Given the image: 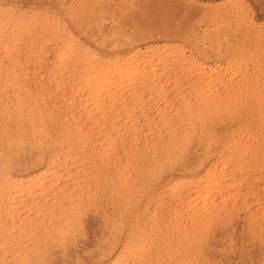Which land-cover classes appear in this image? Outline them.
Here are the masks:
<instances>
[{"label":"rangeland","instance_id":"374dc122","mask_svg":"<svg viewBox=\"0 0 264 264\" xmlns=\"http://www.w3.org/2000/svg\"><path fill=\"white\" fill-rule=\"evenodd\" d=\"M0 9L2 14H5L6 17L8 15L16 25L27 23L30 27V30L24 31L25 33L18 32L19 36L18 33L16 34L17 38L20 37L21 39L20 42L18 41L20 49L17 48V51L20 50L18 53H21L19 55L20 59L23 58L21 62L30 60V57L26 56L30 46L25 45V40L22 39L28 37L32 32L39 37L42 36L40 33L43 28L42 20L46 17H53L57 18L59 23L58 26L54 27V29L57 28V31H55L58 40H73V43L80 49L92 50L95 56L96 53L98 57H106L113 53L143 52L147 47H152L151 51L155 55L159 53V55L162 54L161 56L182 57V59L201 63L202 68L204 67L201 69V74L204 77L206 76L205 79H207V82L197 80L198 84L195 81L196 85L192 83L195 86L186 87L187 83L192 81L185 79V77H170L168 72H163L157 77L148 74L151 78L146 76L141 81L143 86V91L140 90L141 94H139L140 91L131 93L133 98L136 95L141 96L143 94L142 100L144 99V103L142 102L140 106H136L139 109L135 106L132 108L130 104L132 112L135 113H133L135 115L133 121L136 122L132 121L131 126L134 135L131 133V137L127 136L128 140L130 138L131 140L129 142H127L128 140H125V142L123 140H111L112 142L109 143L111 146L109 145V148L104 147L108 150H104L103 147L98 145L104 153L96 146L98 150L95 148L91 152L94 151V154H100L95 155V157L88 149L93 147L91 144H99L100 140L98 141V139H96L98 143L92 139L89 145L90 148H85V150L82 148L83 151L78 146L74 147L77 145L75 139L84 136H81V133L75 135L78 138L73 139L75 136L71 134L72 125L70 127L66 124L69 108L68 106L65 108L66 104L62 105L63 101L60 98L62 87L56 86L51 78L42 77L44 80H40L41 83L40 81L36 84L33 83L31 89L34 88V93L31 92V97H34L31 98L27 95L26 104L23 103L21 105L23 107H19V110L14 111L11 107L5 108L3 111L0 109V130L6 131L5 133L0 131V135L3 134V137L0 136V165L3 163L0 166L1 171L15 175L25 170H36L40 165L44 167L49 164L53 166H51V169L54 168L53 170H57L61 174L64 170L67 173L72 171L71 173L74 174L79 169L78 171L81 174H78L77 171V176L73 175L75 179L84 175L82 173L85 172L92 175L93 179L87 182V179L91 176L89 177L86 174V177L83 178L82 176L81 178H86L85 184L83 183L82 187L78 186V189L75 186L74 189L76 190L73 189L74 193L72 192L73 195L70 197L59 196L58 194L55 196L52 191L46 205L40 206L37 209L38 212L36 210V213L29 219L21 221V224L15 223L13 229H9L11 234L8 238L12 240L3 239L5 243L0 240V254L5 255L2 251L9 248L13 249V245L16 244L14 245V247H17L16 250L18 251V247L20 249L18 252L20 255L18 254V256L25 259L26 264H107L124 249L135 247L138 251L140 250L137 254L138 257L137 255L133 256L135 260L130 258L127 260L128 262L125 261V264L126 262L127 264H154L153 262L155 264H264V210H262L264 208L256 210L257 202L254 204L259 199L255 194L263 193V190L257 188L256 183L253 181L256 180L259 174H264V156L262 155L264 154V0H0ZM32 27L37 31H33ZM1 41L4 40L0 39ZM23 56H26L27 59L25 60ZM167 66L170 71H176L179 68L178 63L175 62L168 63ZM210 70L213 72L211 73ZM211 78L212 80H210ZM20 79V83H23L24 80L26 82L31 77L24 75ZM166 82H168L167 85ZM154 86L155 88H153ZM186 88L190 89L187 90ZM56 89L58 90L56 91ZM8 90H11V87ZM174 90L176 93H174ZM124 95L120 94V96L117 95L116 98H112L116 101L111 100L110 105H119L116 107L119 109L122 108L121 104L125 101L129 103L130 99H133L132 97L127 99L131 95L128 97ZM79 96L80 94L73 96L74 104H76L75 102H77ZM172 97L173 99H171ZM222 97L223 99H221ZM151 98L155 100L153 101ZM42 100L43 102H41ZM117 100L121 101L118 102ZM59 107L63 108L59 109ZM151 107L152 110L149 111ZM177 107L180 108L177 110ZM146 108L147 110H145ZM159 109L163 111L160 112ZM141 112L144 114H142L143 116L140 114ZM119 114L121 115V113ZM140 120L141 122L144 121L141 123ZM7 123L8 125H6ZM58 123H65V128H62ZM46 124L50 125L47 126ZM3 126L5 127L3 128ZM156 126L157 129L154 128ZM24 127L25 131L23 130ZM161 129H164V131ZM33 131L35 133L39 132L35 134ZM155 131L158 133H155ZM171 131L173 132L171 133ZM163 133H165L164 137ZM56 139L58 143H55ZM154 141L156 145H153ZM115 142L119 144H115ZM142 142L143 144H141ZM55 144L57 145L55 146ZM112 145L113 150H111ZM76 149L82 151V153L89 152V155L92 156L90 158L86 156L85 160L88 161H85L84 164L78 163V161L77 165L74 163L75 167H72L73 161L70 159L66 161L65 159L72 156V154L73 156L78 155ZM116 150L120 155L122 150H124L122 152H126L120 156ZM133 151H135L136 156ZM66 154L67 157L65 158ZM63 155L64 157H62ZM91 158L93 159L91 160ZM124 161L128 163H124ZM240 164L246 167L245 171L242 173H239L240 170L232 172L233 168L231 167L235 168L236 165ZM83 165L85 170L87 169L84 172L80 169L83 168ZM223 165L225 166L223 167ZM222 167L226 173L221 171L224 170ZM94 170L97 174L100 172L101 175L95 173L96 176H94ZM89 171H91L90 174ZM65 172L62 176L67 174ZM205 172L213 173L216 180L221 177L224 178L225 174L227 178L225 177L224 180L226 182L230 180L229 176H234L232 180L233 183L236 182L234 183L235 186L230 187L235 189L236 194L228 199L223 198L224 200L222 199L220 203L222 208L220 205L214 208V216L210 217L207 222L203 221L204 224H195L194 228L186 220L174 215L175 208L171 205L172 198L170 197L172 196L168 194L167 187L177 178L202 176ZM97 176H101L102 180ZM96 177L99 179V181H96L98 184L94 182L97 179ZM237 178H240V180ZM238 181H241V183ZM84 186H86V189H84ZM248 191L250 192L248 193ZM253 194L256 197H253ZM252 201L254 202L252 203ZM68 205L71 210L73 207V212L77 209L72 219L68 216L70 211ZM51 206L55 208H51ZM220 208L222 211L219 210ZM254 208L257 212H261L256 213ZM252 211L255 212L252 213ZM252 215H255V217ZM176 218L177 220H175ZM180 221L184 223L186 221L187 223L184 225ZM180 227L188 229L189 232ZM180 231H183V234H179ZM33 234L34 236H32ZM20 242L22 246L24 245V249ZM179 243L181 244L177 245ZM181 245L183 246L181 247ZM198 247H200V250ZM22 249L24 251H21ZM164 249L166 252H164ZM3 254L1 255L4 256ZM3 258L1 259L0 256V264L10 263V255L7 257L5 255ZM149 259H151V262Z\"/></svg>","mask_w":264,"mask_h":264},{"label":"bare ground","instance_id":"6f19581e","mask_svg":"<svg viewBox=\"0 0 264 264\" xmlns=\"http://www.w3.org/2000/svg\"><path fill=\"white\" fill-rule=\"evenodd\" d=\"M3 11V10H2ZM11 13V12H10ZM9 13V14H10ZM11 15V14H10ZM17 15V14H16ZM19 17V16H18ZM30 17V16H29ZM31 18V17H30ZM21 20V19H20ZM24 20V19H23ZM22 21V20H21ZM42 26L43 28L40 30L42 36H37L36 34H34L32 31V33H30V35L28 37H26L24 43L25 45L28 44L29 49L28 54L26 56L30 57V60H26L27 57H25L24 59L26 60V62H21L20 59V54L18 53L20 50L17 51V48H19V44L18 41L21 40L20 37L17 38L16 34L18 32H24L26 30H28L30 27L27 23H23L20 25H16V23L14 22V20H12L10 17L5 16V14H2L1 9H0V39H3L4 41L0 42V109L5 110V108L7 109L8 107H11L14 109V111H16L17 109L19 110V107H23L21 106L23 103L26 102V98L27 95H29L30 97L32 96L31 92L33 91L34 93V88H32V84H36L38 81L42 80V77H49L52 79V81L54 80L56 86H61L62 88V94L60 95L61 100L63 101L62 105L68 106L67 110H68V122L66 123L68 126L72 125L71 128H73L71 130V134L72 136L75 135H80L81 136H86L87 138L85 139L84 137L81 138L79 136L78 137H73L74 138H78L75 139L77 141H75V143L77 145H75L74 147L78 146L80 147L79 149H81L83 151L82 148H90V142L91 140H96L98 139L99 144H91V146H93L92 148L88 149L90 150V153H92V155H99L100 153L94 154V151L91 152L93 149L96 148V146L100 149L99 146L103 147H108L110 144V142H112L111 140H123L125 142V140H128L127 136L131 137V133L134 132L132 130V121L134 118V112H132V108L135 106V108H138L136 106H140V104H142V102L144 103V99L142 100V95L141 96H135V98H133V95H131V93L137 91L139 92L140 90H142L143 86L141 85V81L143 78H145L146 76H148V74H152L155 75L157 77V75L163 73V72H168V75L171 77H185V79L192 81L191 83H187L185 85H187L186 87H190V86H195L196 85V81L197 80H201L204 82H207V79H205V77L201 74V63H197L196 61H192V60H187V59H182L181 58H174L171 56H161L159 55V53L157 55L153 54L151 49H153L152 47H147L146 50H144L143 52H139V51H132V52H125V53H113L110 56H106V57H98L97 53L96 56L94 54V52L92 50H88L86 48V50H82L80 49L78 46H76L73 43V40H58V35H57V28L54 29L55 26H58V20L57 18H53V17H46V19L42 20ZM31 22V21H30ZM41 22V21H40ZM39 23V22H38ZM37 24V23H36ZM58 24V25H57ZM41 26V27H42ZM33 28V27H32ZM30 30V29H29ZM36 30V29H35ZM33 28V31H35ZM56 30V31H55ZM37 31V30H36ZM64 31V30H63ZM25 33V32H24ZM29 33V32H28ZM37 33V32H36ZM40 34V35H41ZM60 34V33H59ZM62 35V34H61ZM19 36V33H18ZM70 37H72L70 35ZM22 38V37H21ZM73 39V38H72ZM20 42V41H19ZM24 45V46H25ZM114 45V44H113ZM166 45V44H165ZM22 46V43H21ZM20 46V47H21ZM170 46V45H169ZM83 47V46H82ZM167 47V46H166ZM22 48V47H21ZM26 48V47H25ZM160 48V47H159ZM20 49V48H19ZM23 50V49H22ZM21 50V52H22ZM26 51V50H24ZM114 51V50H113ZM117 51V50H116ZM129 51V50H128ZM142 51V50H141ZM162 51V50H160ZM155 52V51H153ZM179 52V51H178ZM24 53V52H23ZM27 53V52H26ZM25 53V54H26ZM163 53V52H162ZM164 54V53H163ZM169 54V53H168ZM24 55V54H22ZM21 55V56H22ZM172 55V54H170ZM174 55V54H173ZM93 59V60H92ZM178 63L179 68L176 71H170V69L168 68V63ZM176 65V64H175ZM176 67V66H175ZM209 68V67H208ZM39 70V72H38ZM175 70V69H174ZM211 73L213 72L212 70H210ZM210 73V74H211ZM26 76V77H31V79L27 80L23 83H20V77L21 76ZM151 75V76H152ZM159 77V76H158ZM166 77V76H165ZM179 77V78H180ZM148 78H151L148 76ZM147 78V79H148ZM178 78V77H177ZM23 79V77H22ZM172 79V78H170ZM169 79V80H170ZM184 79V80H185ZM44 80V79H43ZM146 81V79H144ZM181 80V79H180ZM212 80V78L210 79ZM222 80V79H221ZM23 81V80H22ZM144 81V83H145ZM156 81V80H155ZM176 81V80H175ZM194 81L196 83H194ZM150 82V80H149ZM177 82V81H176ZM215 82V81H214ZM41 83V81H40ZM143 83V84H144ZM168 82H166L165 84L167 85ZM171 83V82H170ZM179 83V82H178ZM192 83H194L195 85H193ZM154 84V83H153ZM198 84V83H197ZM42 85V84H41ZM151 85V84H150ZM158 85V84H157ZM163 85V84H161ZM179 85V84H178ZM177 85V86H178ZM184 85V86H185ZM44 86V85H43ZM55 86V87H56ZM175 86V85H174ZM182 86V85H181ZM180 86V88H181ZM11 87V90H8ZM166 87V86H165ZM199 87V85H198ZM216 87V86H215ZM42 88V87H41ZM49 88V87H48ZM155 88V86L153 87ZM183 88V87H182ZM194 88V87H193ZM202 88V87H201ZM173 89V88H172ZM187 90L190 88H186ZM185 89V90H186ZM210 89V88H209ZM58 89H56L57 91ZM147 90V89H146ZM153 90V89H152ZM168 90V89H167ZM143 91V90H142ZM169 91V90H168ZM167 91V92H168ZM175 91V90H174ZM194 91H196L194 89ZM203 91V90H202ZM44 92V91H43ZM147 92V91H146ZM162 92V91H161ZM186 92V91H185ZM188 92V91H187ZM199 92V90H198ZM160 93V92H159ZM163 93V92H162ZM176 93V91L174 92ZM207 93V92H206ZM36 94V93H35ZM44 94V93H43ZM42 94V95H43ZM76 94H80V96L77 99V102H75L76 104L73 103L72 98H74L73 96ZM120 94L122 95H126L127 97L129 96L127 99H129L130 97H132L133 99H130V102L127 103L125 101V103L121 104L122 108L117 109L116 107L119 105H110V101H114L115 99L112 98H116L117 95L120 96ZM139 94H141V91L139 92ZM203 94V93H202ZM205 94V93H204ZM124 95V96H125ZM169 95V94H168ZM206 95V94H205ZM219 95V94H217ZM38 96V95H36ZM167 96V95H166ZM178 96V95H177ZM190 96V95H189ZM207 96V95H206ZM215 96V95H214ZM29 97V99H30ZM34 97V96H33ZM31 97V98H33ZM40 97V96H39ZM51 97V96H50ZM151 97V96H150ZM182 97V96H181ZM191 97V96H190ZM195 97V96H194ZM216 97V96H215ZM43 98V96H42ZM149 98V97H148ZM163 98V97H162ZM185 98V97H184ZM203 98V97H202ZM37 99V97H36ZM76 99V98H75ZM146 99V98H145ZM152 99V98H151ZM166 99V98H165ZM170 99V98H169ZM173 99V97L171 98ZM170 99V100H171ZM195 99V98H194ZM209 99V98H208ZM223 99V97L221 98ZM31 100V99H30ZM126 100V99H125ZM147 100V99H146ZM153 100V99H152ZM155 100V99H154ZM153 100V101H154ZM28 101V100H27ZM33 101V99H32ZM31 101V102H32ZM35 101V98H34ZM75 101V100H74ZM111 101V102H112ZM116 101V100H115ZM118 102H120L119 100H117ZM160 101H162L160 99ZM168 101V100H167ZM172 101V100H171ZM170 101V103H171ZM175 101V100H174ZM181 101V100H180ZM203 101V100H202ZM208 101V100H207ZM30 102V103H31ZM43 102V100L41 101ZM48 102V101H47ZM54 102V101H53ZM61 102V101H60ZM117 102V103H118ZM156 102V101H155ZM184 102V101H183ZM193 102V101H192ZM197 102V101H196ZM28 103V102H27ZM34 103V102H32ZM40 103V102H39ZM115 104V102H113ZM147 103V102H146ZM166 103V102H164ZM179 103V102H177ZM190 103V102H189ZM26 104V103H25ZM45 104V103H44ZM119 104V103H118ZM131 104V107H130ZM156 104V103H155ZM200 104V103H199ZM29 105V104H27ZM38 105V104H37ZM36 105V106H37ZM47 105V104H46ZM60 105V104H59ZM129 105V107H128ZM148 105V104H147ZM163 105V104H162ZM167 105V104H165ZM171 105V104H170ZM192 105V104H191ZM120 106V107H121ZM146 106V105H145ZM151 106V105H150ZM161 106V105H159ZM164 106V105H163ZM168 106V105H167ZM180 106V105H179ZM197 106V105H196ZM26 107V106H25ZM28 107V106H27ZM143 107V106H141ZM154 107V106H153ZM171 107V106H170ZM189 107V106H188ZM211 107V106H210ZM10 108V109H11ZM34 108V107H33ZM38 108V107H37ZM49 108V107H48ZM51 108V107H50ZM63 108V107H62ZM61 107H59V109H62ZM64 108V110H65ZM131 108V110H129ZM156 108V107H155ZM167 108V107H166ZM180 108V107H179ZM177 107V110L179 109ZM219 108V107H218ZM139 109V108H138ZM162 109V108H161ZM187 109V108H185ZM184 109V110H185ZM215 109V108H214ZM222 109V108H220ZM12 110V109H11ZM28 110V109H27ZM36 110V109H35ZM34 110V111H35ZM41 110V109H40ZM58 110V109H57ZM66 110V113H67ZM135 110V109H134ZM143 110V109H142ZM147 110V108L145 109ZM152 110V107L149 111ZM155 110V109H153ZM160 110V109H159ZM219 110V109H218ZM229 110V109H228ZM25 111V110H24ZM38 111V110H37ZM47 111V110H46ZM163 110H160V112ZM207 111V110H206ZM214 111V110H213ZM212 111V112H213ZM19 112V111H18ZM32 112V111H31ZM40 112V111H39ZM45 112V111H44ZM49 112V111H47ZM65 112V111H64ZM147 112V111H146ZM157 112V110H156ZM159 112V111H158ZM159 112V113H160ZM189 112V111H188ZM211 112V111H210ZM215 112V111H214ZM34 113V112H33ZM38 113V112H37ZM36 113V114H37ZM50 113V112H49ZM62 113V112H61ZM121 113V115L119 114ZM134 113V114H133ZM164 113V112H163ZM166 113V112H165ZM180 113V112H179ZM209 113V112H208ZM258 113V112H257ZM29 114V113H28ZM45 114V113H42ZM52 115V113H50ZM58 114V113H57ZM60 114V113H59ZM65 114V113H63ZM141 115L143 114L142 112L140 113ZM139 114V116H140ZM185 114V113H184ZM216 114V113H215ZM252 114V113H251ZM261 114V113H260ZM46 115V114H45ZM144 115V114H143ZM142 115V116H143ZM182 115V114H181ZM198 115V114H197ZM5 116V115H4ZM7 116V115H6ZM5 116V117H6ZM24 116V115H23ZM33 116V115H32ZM44 116V115H43ZM155 116V114H154ZM159 116V114H158ZM161 116V115H160ZM164 116V115H162ZM185 116V115H184ZM9 117V116H8ZM25 117V116H24ZM37 117V116H36ZM52 117V116H50ZM66 117V116H65ZM147 117V116H146ZM157 117V116H156ZM169 117V116H168ZM179 117V116H178ZM260 117V116H259ZM11 118V117H10ZM39 118V117H38ZM58 118V117H57ZM62 118V117H61ZM64 118V117H63ZM67 118V117H66ZM65 118V119H66ZM138 118V117H136ZM144 118V117H143ZM142 118V119H143ZM159 118V117H158ZM181 118V117H180ZM185 118V117H184ZM257 118V117H256ZM15 119V118H14ZM33 119V118H32ZM42 119V118H41ZM50 119V118H49ZM141 119V120H142ZM146 119V118H145ZM144 119V120H145ZM162 119V118H161ZM47 120V119H46ZM64 120V119H63ZM141 120L139 122H141ZM143 120V121H144ZM155 120V119H154ZM157 120V119H156ZM6 121V120H5ZM26 121V120H25ZM28 121V119H27ZM48 121V120H47ZM55 121V120H54ZM90 121L89 123H86ZM142 121V122H143ZM164 121V120H163ZM210 121V120H208ZM2 122V120H1ZM9 122V121H8ZM18 122V121H17ZM21 122V121H20ZM29 122H30V118H29ZM32 122V121H31ZM38 122V121H37ZM35 122V123H37ZM135 122V120L133 121ZM141 122V123H142ZM146 122V121H145ZM152 122V121H151ZM183 122V121H182ZM22 123V122H21ZM20 123V124H21ZM42 123V122H41ZM60 123V122H59ZM58 123V124H59ZM136 123V122H135ZM134 123V124H135ZM147 123V122H146ZM52 124V123H50ZM48 124V125H50ZM65 124V123H64ZM59 124L61 125L62 128H65L66 124ZM138 124V123H137ZM144 124V123H143ZM150 124V123H149ZM8 125V123L6 124ZM13 125V123H12ZM42 125V124H41ZM45 125V124H44ZM43 125V126H44ZM47 125V124H46ZM47 125V126H48ZM57 125V126H59ZM160 125V124H159ZM11 126V125H10ZM32 126V125H31ZM30 126V127H31ZM137 126V125H136ZM141 126V125H140ZM143 126V125H142ZM151 126V125H150ZM164 126V125H163ZM203 126V125H202ZM5 126H3L4 128ZM15 127V126H14ZM29 127V128H30ZM42 127V126H41ZM60 127V126H59ZM60 127V128H61ZM19 128V127H18ZM17 128V129H18ZM21 128V127H20ZM50 128V127H49ZM145 128V127H144ZM157 129V126L154 127ZM160 128H162V126H160ZM25 129V127L23 128V130ZM40 129V128H39ZM38 129V130H39ZM48 129V127H47ZM58 129V128H57ZM139 129V128H138ZM137 129V130H138ZM141 129V128H140ZM147 129V128H146ZM8 130V129H5ZM14 130V128H13ZM35 130V129H34ZM41 130V129H40ZM39 130V131H40ZM149 130V129H148ZM151 130V128H150ZM153 130V129H152ZM164 131V129H161ZM2 131V129L0 130ZM16 131V130H15ZM25 131V130H24ZM28 131V130H27ZM31 131V130H30ZM29 131V133H30ZM38 131V132H39ZM65 131V129H64ZM70 131V130H69ZM169 131V129H168ZM167 131V132H168ZM176 131V130H175ZM4 132V131H2ZM1 132V133H2ZM6 132V131H5ZM4 132V133H5ZM32 132V131H31ZM34 132V131H33ZM36 132V133H38ZM44 132V129H43ZM56 132V131H55ZM136 132V130H135ZM143 132V131H142ZM148 132V131H147ZM157 131H155L156 133ZM162 132V131H161ZM166 132V134H167ZM173 131H171L172 133ZM9 133V131H8ZM7 133V134H8ZM19 133V132H18ZM17 133V134H18ZM35 133V132H34ZM35 133V134H36ZM60 133V132H59ZM62 133V132H61ZM64 133V132H63ZM68 133V132H67ZM154 133V135H155ZM158 133V132H157ZM176 133V132H175ZM180 133V132H179ZM12 134V131H11ZM16 134V133H15ZM49 134V133H48ZM58 134V133H57ZM56 134V135H57ZM134 135V133H132ZM137 134V133H135ZM145 134V133H143ZM142 134V135H143ZM152 134V133H151ZM163 133V137H164ZM169 134V133H168ZM3 135V134H2ZM0 135V136H2ZM10 135V134H9ZM13 135V134H12ZM67 135V134H66ZM64 135V136H66ZM149 135V134H148ZM159 135V134H156ZM172 135V134H171ZM22 137L24 135H21ZM44 136V135H43ZM59 136V135H58ZM3 137V136H2ZM5 137V136H4ZM12 137V136H10ZM14 137V136H13ZM16 137V136H15ZM19 137V136H18ZM27 137V136H26ZM33 137V136H31ZM47 137V136H46ZM55 137V136H54ZM67 137V136H66ZM134 137V136H133ZM142 137V136H140ZM155 137V136H154ZM162 137V136H161ZM172 137V136H171ZM170 137V138H171ZM6 138V137H5ZM21 138V137H20ZM25 138V137H24ZM23 138V139H24ZM38 138V137H37ZM42 138V137H41ZM45 138V137H44ZM71 138V137H70ZM127 138V139H126ZM137 138V137H136ZM150 138V137H149ZM4 139V138H2ZM7 139V138H6ZM22 139V138H21ZM28 139V138H27ZM30 139V138H29ZM33 139V138H32ZM31 139V140H32ZM40 139V138H39ZM49 139H53V138H49ZM69 139V136H68ZM144 139V138H143ZM147 139V138H146ZM8 140V139H7ZM6 140V141H7ZM44 140V139H43ZM65 140V139H64ZM62 140V141H64ZM131 140V138L129 139ZM129 140L127 142H129ZM151 140V139H150ZM156 140V139H155ZM161 141V139H159ZM172 140V139H171ZM170 140V141H171ZM37 141V140H36ZM45 141V140H44ZM52 141V140H50ZM134 141V139H133ZM139 141V139H138ZM137 141V142H138ZM248 141V140H247ZM54 142V141H53ZM97 142V140H96ZM126 142V143H127ZM149 142V141H148ZM151 142V141H150ZM3 143V142H2ZM5 143V142H4ZM8 143V142H7ZM47 143V142H46ZM57 139H56V142ZM93 143V141H92ZM98 143V142H97ZM121 143V142H120ZM134 143V142H133ZM147 143V142H146ZM170 143V142H169ZM234 143V142H233ZM53 144V143H52ZM62 144V143H61ZM112 144V143H111ZM115 144H119L116 143ZM114 144V145H115ZM123 144V143H121ZM143 144V142L141 143ZM155 144V141L153 143V145ZM246 144V143H245ZM10 145V144H9ZM57 144H55L56 146ZM59 145V144H58ZM69 145V144H68ZM99 145V146H98ZM133 146V144H131ZM140 145V144H139ZM152 145V144H151ZM156 145V144H155ZM233 145V144H232ZM241 145V144H240ZM61 146V145H60ZM111 146V145H110ZM109 146V147H110ZM122 146V145H121ZM119 146V147H121ZM132 146H130V148H132ZM142 146V145H141ZM68 147V146H67ZM108 147V148H109ZM145 147V146H144ZM165 147V146H164ZM170 147V146H168ZM175 147V146H174ZM239 147V146H238ZM243 147V146H242ZM250 147V146H249ZM4 148V147H3ZM7 148V147H6ZM5 148V149H6ZM59 148V147H58ZM57 148V149H58ZM108 148H105L108 150ZM125 148V147H123ZM128 148V147H127ZM126 148V149H127ZM143 148V147H142ZM141 148V149H142ZM149 148V147H147ZM163 148V147H162ZM244 148V147H243ZM4 149V151L6 152V150ZM11 149V148H10ZM97 149V148H96ZM102 149V150H103ZM104 149V150H105ZM121 149V148H120ZM226 149V148H224ZM241 149V148H240ZM14 150V149H13ZM64 150V148H63ZM78 150V149H76ZM75 150V151H76ZM98 150V149H97ZM101 150V149H100ZM101 150V151H102ZM106 150V151H107ZM110 150V149H109ZM113 150V145H112V149ZM110 150V151H111ZM115 150V149H114ZM128 150V149H127ZM136 150V149H135ZM169 150V148H168ZM222 150V149H221ZM261 150V149H260ZM259 150V151H260ZM264 150V149H263ZM69 151V149H68ZM67 151V153H68ZM82 151L80 152L78 150V155L70 156L68 158L67 154L65 156V160H72L73 162V166L74 163L75 165H77L78 163H83L86 159V156L88 158H90L91 156L89 155L90 153H82ZM117 151V150H116ZM124 151V150H122ZM121 151V155L122 153L125 154V152ZM145 151V150H144ZM149 151V150H148ZM243 151V150H242ZM245 151V150H244ZM2 152V151H1ZM96 152H100V151H96ZM95 152V153H96ZM104 153V151H102ZM101 152V153H102ZM113 152V151H112ZM135 151H133L134 154ZM143 152V151H142ZM224 152V151H223ZM3 153V152H2ZM12 153V152H11ZM60 153V152H59ZM77 153V152H76ZM102 153V154H103ZM107 153V152H106ZM115 153V152H114ZM118 153V151H117ZM139 153V152H138ZM172 153V152H171ZM222 153V152H221ZM246 153V152H245ZM69 154V153H68ZM70 154V155H71ZM107 154H110L109 152ZM105 154V155H107ZM140 154V153H139ZM143 154V153H141ZM146 154V153H145ZM5 155V153H4ZM116 155V154H115ZM118 155H120V153H118ZM120 155V156H121ZM132 155V152H131ZM135 155V154H134ZM133 155V156H134ZM233 155V154H232ZM247 155V154H246ZM249 155V154H248ZM247 155V156H248ZM264 156V154H262ZM8 156V155H6ZM69 156V155H68ZM124 156V155H123ZM136 156V155H135ZM138 156V155H137ZM227 156V155H226ZM230 156V155H229ZM253 156V155H252ZM255 156V155H254ZM257 156V155H256ZM11 157V154H10ZM64 157V155L62 156ZM80 157V159H78ZM237 157V156H236ZM6 158V157H5ZM98 158V157H97ZM119 158V157H118ZM123 158V157H122ZM239 158V157H238ZM261 158V157H260ZM11 159V158H9ZM50 159V158H49ZM52 159V158H51ZM93 158H91L92 160ZM229 159V158H228ZM237 159V158H236ZM247 159V158H246ZM58 160V159H57ZM100 160V159H99ZM116 160V159H115ZM114 160V161H115ZM134 160V159H133ZM258 160V159H257ZM4 161V160H3ZM13 161V160H11ZM53 161V160H52ZM51 161V162H52ZM64 161V160H63ZM98 161V160H97ZM225 161V160H224ZM228 161V160H227ZM250 161V160H249ZM252 161V160H251ZM262 161V160H259ZM264 161V160H263ZM50 162V161H49ZM91 162V161H90ZM95 162V161H94ZM99 162V161H98ZM123 162V161H122ZM135 162V161H134ZM229 162V161H228ZM236 162V161H235ZM243 162V161H242ZM253 162H255L253 160ZM8 163V162H7ZM64 163V162H63ZM67 163V162H66ZM88 163V162H86ZM85 163V164H86ZM100 163V162H99ZM124 163H128L126 161H124ZM123 163V164H124ZM258 163V162H257ZM263 163V162H262ZM3 164V163H2ZM1 164V165H2ZM62 164V163H61ZM65 164V163H64ZM96 164V163H95ZM110 164V163H109ZM130 164V163H129ZM133 164V163H132ZM131 164V165H132ZM217 164V163H216ZM224 164V163H223ZM234 164V163H233ZM243 164V163H242ZM248 164V163H247ZM259 164V163H258ZM261 164V162H260ZM0 165V166H1ZM9 165V164H8ZM44 165V164H43ZM69 165L71 166V164L69 163ZM68 165V166H69ZM121 165V164H120ZM126 165V164H125ZM229 165V164H228ZM241 165V164H240ZM240 165H236L237 167H231L233 168V171H237L240 170L239 173L244 172L245 168L244 166H240ZM257 165V164H256ZM5 166V165H4ZM52 166V165H51ZM49 164H47L44 167H38L36 170H25L22 172H19L15 175L10 174L9 172H3L0 170V240L3 241V239L7 240V238L9 237L10 230L9 229H13L15 223H19L21 224V221L23 222V220L25 219H29V217H31L32 215H34L36 213V210L40 207V206H44L46 205L47 201L50 199V195L53 191V194L56 196V194H58L59 196L64 195V197H70L71 195H73V189L76 186V189H78L79 187H82L85 183V179H83L84 177L87 176H91L90 178L87 179V182L92 179V175H88L86 172L82 173V174H86L81 175V177L83 176V178L78 177V178H74L73 175L77 176V171L79 169H77L76 173H71L70 171L64 172L67 173L64 176H62V174L64 173H60L57 170H53L51 169V167ZM67 166V165H66ZM81 167V165H79ZM88 166V165H86ZM111 166V165H110ZM124 166V165H123ZM225 165H223L224 167ZM227 166V164H226ZM233 166V165H232ZM248 166V165H247ZM255 166V164H254ZM258 166V165H257ZM261 166V165H260ZM264 166V165H263ZM262 166V167H263ZM71 167V168H72ZM79 167V168H80ZM83 168H80L82 170V172L86 171L85 170V166H82ZM98 167V166H97ZM116 167V166H115ZM121 167V166H120ZM201 167V166H200ZM216 167V165H215ZM220 167V166H219ZM222 167V168H223ZM229 167V166H228ZM252 167V166H251ZM250 167V168H251ZM1 168V167H0ZM62 168V167H61ZM67 168V167H66ZM65 168V169H66ZM69 168V167H68ZM88 168V167H87ZM100 169V167H98ZM109 168V167H108ZM230 168V167H229ZM243 168V169H242ZM256 168V167H255ZM3 169V168H2ZM5 169V168H4ZM70 169V168H69ZM68 169V170H69ZM90 169V168H89ZM96 169V170H99ZM103 169V168H102ZM110 169V168H109ZM115 169V168H114ZM119 169V167H118ZM197 169V168H196ZM224 169V168H223ZM227 169V168H226ZM261 169V168H260ZM258 169V170H260ZM263 169V168H262ZM73 170V169H71ZM92 170V169H90ZM96 170H94L95 172L92 173L95 174ZM101 170V169H100ZM106 170H108L106 168ZM112 170V169H111ZM219 170V169H218ZM217 170V171H218ZM232 170V169H231ZM247 170V169H246ZM61 171V169H60ZM103 171V170H102ZM120 171V170H119ZM207 171V170H206ZM222 172L226 173L225 169L221 170ZM262 171V170H261ZM79 172V171H78ZM91 171H89L90 174ZM107 172V171H106ZM110 172V171H109ZM108 172V173H109ZM122 172V171H121ZM252 172V171H251ZM259 172V171H257ZM264 172V169H263ZM91 173V174H92ZM105 173V172H104ZM114 173V172H113ZM200 173V172H199ZM206 173V172H205ZM202 176H195L192 178L186 177V178H182V179H178L175 180L174 182H172L171 185H169L167 188L168 190V194L172 197V204L173 207L175 208L173 211L175 212L174 215H176V217H180L183 220H186L189 225L192 227L195 226V224H199V223H203V221L210 220L209 218L214 216V211L213 209L216 207H219L220 203L222 202V199L224 198H230L232 195L236 194L235 189L231 188L230 186L234 185L233 183V177H230V180L228 182H226L224 180V178L226 177L224 173V178L221 177L220 174V179L218 178V180H216L215 176L213 173H206ZM229 173V172H228ZM231 173V172H230ZM248 173V172H247ZM78 174H81L80 172ZM97 174V173H96ZM96 174L94 176H96ZM100 174V172L98 173ZM97 174V175H98ZM119 174V173H118ZM195 174V173H194ZM232 174V173H231ZM101 175V174H100ZM104 175V174H103ZM196 175V174H195ZM201 175V174H200ZM229 175V174H228ZM227 175V176H228ZM233 175V174H232ZM237 175V173H236ZM235 175V176H236ZM241 175V174H240ZM251 175V174H250ZM93 176V177H94ZM106 176V175H105ZM193 176V174H192ZM223 176V175H222ZM239 176V175H237ZM249 176V175H248ZM100 177L99 179L102 180L101 176H97ZM96 177V178H97ZM108 177V176H107ZM106 177V178H107ZM119 177V175H118ZM121 177V176H120ZM242 177V176H241ZM240 177V178H241ZM81 178V179H80ZM227 178V177H226ZM236 178V177H235ZM234 178V179H235ZM240 178L238 180H240ZM245 178V177H244ZM250 178V177H249ZM99 179L97 178L94 182L98 184V182H96L97 180L99 181ZM242 179V178H241ZM100 180V181H101ZM105 180V179H104ZM228 180V179H227ZM249 181V180H248ZM256 183L257 188H260L263 190V193L260 194H255L258 192H255L254 190V194L257 195V197L259 198L258 201L256 200L255 202L252 201V203L254 202V204L257 202V206L255 207L256 210L264 208V174H259L258 177L256 178V180H253ZM251 181V182H253ZM86 182V184H87ZM239 182V181H238ZM84 183V184H83ZM94 183V185H95ZM241 183V181L239 182ZM253 183V184H255ZM92 184V183H91ZM252 184V185H253ZM93 185V184H92ZM100 185V183H99ZM98 185V186H99ZM251 185V183H250ZM79 186V187H78ZM88 186V185H87ZM89 186H91L89 184ZM88 186V187H89ZM96 186V185H95ZM103 186V185H102ZM167 186V185H166ZM235 186V185H234ZM78 187V188H77ZM86 189V186H84ZM92 187V186H91ZM162 187V186H161ZM74 189V190H76ZM83 189V188H82ZM81 189V190H82ZM100 189V187H99ZM80 190V191H81ZM89 190V189H88ZM250 190V189H249ZM252 190V189H251ZM68 191V192H66ZM86 191V190H85ZM235 191V192H234ZM258 191V189H257ZM68 194H66V193ZM73 192V193H72ZM87 192V191H86ZM245 192V191H244ZM250 191H248L249 193ZM261 192V191H260ZM81 193V192H80ZM52 194V195H53ZM82 194V193H81ZM162 194V193H161ZM164 194V191H163ZM253 194V197H256ZM57 195V196H58ZM259 195V196H258ZM74 197V196H73ZM159 197H161L159 195ZM164 197V196H163ZM167 197V196H166ZM240 197V196H239ZM246 197V196H245ZM78 198V197H77ZM54 199V198H53ZM76 199V198H75ZM89 199V197H88ZM93 199V198H92ZM223 199V200H224ZM249 200V199H248ZM254 200V199H253ZM61 201V200H60ZM69 201V200H68ZM83 201V200H82ZM164 201V200H163ZM238 201V200H237ZM244 201H246L244 199ZM62 202V201H61ZM73 202V201H70ZM170 202V201H169ZM171 203V202H170ZM249 203V201H248ZM251 203V201H250ZM68 204V203H67ZM73 204V203H72ZM81 204V203H80ZM162 204V203H161ZM56 205V204H55ZM61 205V204H60ZM71 205V204H70ZM243 205V204H242ZM42 206V207H43ZM69 206V205H68ZM73 206V205H72ZM81 206V205H79ZM221 206V205H220ZM237 206V205H236ZM241 206V205H240ZM253 206V204H252ZM49 207V206H48ZM53 206H51L52 208ZM76 207V206H75ZM74 207V208H75ZM172 207V206H171ZM172 207V208H173ZM232 207V206H231ZM55 208V207H53ZM63 208V207H62ZM68 208V207H67ZM70 208V209H69ZM69 212H68V216L72 219L73 215H75V211L73 212V207L71 210V207L69 206ZM160 208V207H159ZM164 208V207H163ZM222 208V206H221ZM221 208L219 210H221ZM224 208V207H223ZM234 208V206H233ZM249 208V207H248ZM254 208V210H255ZM165 209V208H164ZM169 209V208H168ZM210 209V211H209ZM56 210V209H55ZM63 210V209H62ZM67 210V209H66ZM217 210V209H216ZM238 210V209H237ZM253 210V209H252ZM255 210V211H256ZM264 210V209H262ZM46 211V210H45ZM50 211V210H49ZM128 211V210H127ZM218 211V210H217ZM222 211V210H221ZM228 211V210H227ZM235 211V210H234ZM254 211V212H255ZM38 212V210H37ZM58 212V211H57ZM220 212V211H218ZM252 211V213H254ZM261 212V211H260ZM259 211L256 213H260ZM263 212V211H262ZM44 213V212H43ZM49 213V212H48ZM204 213V214H203ZM155 214V213H154ZM226 214V213H225ZM237 214V213H236ZM264 214V212H263ZM37 215V214H36ZM57 215V214H56ZM61 215V214H58ZM220 215V213H219ZM235 215V214H233ZM54 216V215H53ZM218 216V215H217ZM216 216V217H217ZM229 216V215H228ZM255 217V215H252ZM257 216V215H256ZM262 216V215H260ZM62 217V216H61ZM75 217V216H74ZM223 217V216H221ZM253 217V218H254ZM263 217V216H262ZM52 218V217H51ZM54 218V217H53ZM64 218V217H63ZM169 218V217H168ZM224 218V217H223ZM229 218V217H228ZM137 219V218H136ZM179 219V220H181ZM226 219V218H225ZM33 220V218H32ZM39 220V219H38ZM42 220V219H41ZM40 220V221H41ZM51 220V219H50ZM49 220V221H50ZM54 220V219H53ZM64 220V219H63ZM66 220V219H65ZM68 220V219H67ZM177 220V218L175 219ZM178 220V221H179ZM214 220V219H213ZM263 220V219H262ZM35 221V219H34ZM52 221V220H51ZM50 221V222H51ZM167 221V220H166ZM185 221V223H187ZM217 221V219H216ZM249 221V219H248ZM252 221V220H251ZM264 221V220H263ZM27 222V221H26ZM59 222V220H58ZM177 222V221H176ZM182 222V221H180ZM29 223V222H28ZM33 223V222H32ZM54 223V222H53ZM62 223V222H61ZM65 223V222H64ZM175 223V221H174ZM184 222H182L183 224ZM184 223V225H185ZM249 223V222H248ZM255 223V222H254ZM260 223V222H259ZM24 224V223H23ZM41 224V223H39ZM60 224V223H59ZM179 224V222H178ZM204 224V223H203ZM220 224V223H218ZM252 224V223H251ZM45 225V224H44ZM48 225V224H47ZM57 225V224H56ZM176 225V223H175ZM181 225V224H180ZM182 225V226H184ZM189 225H186L187 227ZM202 225V224H200ZM208 225V224H207ZM216 225V224H215ZM38 226V225H37ZM59 226V225H58ZM205 226V225H204ZM219 226V225H217ZM254 226V225H253ZM260 226V224H259ZM262 226V225H261ZM41 227V226H40ZM55 227V226H54ZM185 227V226H184ZM184 227H180V228H184ZM197 227V226H196ZM222 227V226H221ZM250 227V226H249ZM252 227V226H251ZM43 228V227H41ZM51 228V227H50ZM195 228V227H194ZM18 229V228H17ZM30 229V228H29ZM33 229V228H32ZM44 229V228H43ZM185 229V228H184ZM190 229V228H189ZM192 229V228H191ZM251 229V228H250ZM50 230V229H49ZM175 230V229H174ZM181 230V229H179ZM188 231V229H185ZM183 230V231H185ZM200 230V229H199ZM13 231V230H12ZM24 231V230H23ZM26 231V230H25ZM29 231V230H28ZM27 231V232H28ZM34 231V229H33ZM43 231V230H42ZM51 231V230H50ZM183 231L178 232L179 234H183ZM192 231V230H191ZM197 231V230H196ZM20 232V231H19ZM189 232V231H188ZM21 233V232H20ZM30 233V232H29ZM46 233V232H45ZM177 233V232H176ZM195 233V232H194ZM199 233V232H197ZM13 234V233H12ZM18 234V233H17ZM41 234V233H40ZM185 234V233H184ZM190 234V233H189ZM26 235V234H25ZM28 235V234H27ZM48 235V233H47ZM177 235V234H176ZM195 235V234H194ZM19 236V235H18ZM34 236V234L32 235ZM44 236V235H43ZM187 236V235H186ZM192 236V235H191ZM41 237V236H40ZM172 237V236H171ZM36 238V237H35ZM43 238V237H42ZM173 238V237H172ZM187 238V237H185ZM11 239V238H8ZM24 239V238H23ZM22 239V240H23ZM41 239V238H40ZM174 239V238H173ZM12 240V239H11ZM16 240V239H15ZM26 240V239H25ZM24 240V241H25ZM36 240V239H35ZM179 240V239H178ZM198 240V238H197ZM18 241V240H17ZM142 241V240H141ZM194 241V240H193ZM192 241V242H193ZM4 242V241H3ZM26 242V241H25ZM191 242V241H190ZM5 243V242H4ZM8 243H11L10 241H8ZM19 243V242H18ZM28 243V241H27ZM34 243V242H33ZM197 243V242H196ZM10 244V245H11ZM26 244V243H25ZM181 243L177 244L180 245ZM184 244V243H183ZM191 244V243H190ZM199 244V243H198ZM8 245V244H7ZM16 245V244H14ZM13 245V249L11 248H6L8 250L2 251L5 253L6 257L7 256H11L10 258V263L11 264H26V260L21 258L20 256H18V252H19V247H18V251L16 250L17 247H14ZM21 245V242H20ZM166 245V244H165ZM186 245V244H185ZM184 245V246H185ZM2 246V245H1ZM22 246V245H21ZM24 246V245H23ZM22 246V247H23ZM133 246V245H132ZM161 246V245H160ZM183 245H181L182 247ZM187 246V245H186ZM190 247V245H188ZM194 246V245H193ZM3 248H5L4 246H2ZM1 247V248H2ZM11 247V246H10ZM27 247V246H26ZM129 247V246H128ZM188 247V248H189ZM25 247H23L24 249ZM162 248V247H161ZM185 248V247H184ZM194 248V247H193ZM200 250V247H198ZM21 251H24V250ZM124 249V247H123ZM183 249V248H182ZM191 249V248H190ZM27 250V249H26ZM163 250V249H162ZM165 250V249H164ZM180 250V249H179ZM28 251V250H27ZM30 251V250H29ZM121 251V250H120ZM140 251V250H139ZM137 250V248L135 247H129L124 249L123 251H121V253H118L109 263L107 262V264H125V261H127L130 258H133V256H136L139 252ZM188 251V250H187ZM193 251V250H192ZM196 251V250H194ZM198 251V250H197ZM166 252V250L164 251ZM180 252V251H179ZM190 252V251H189ZM21 253V252H20ZM32 253V252H31ZM162 254H164L163 252H161ZM184 253V252H183ZM182 253V254H183ZM186 253V250H185ZM3 254V253H1ZM1 256V259H4L3 257L5 256ZM23 254V253H22ZM28 254V253H27ZM30 254V252H29ZM28 254V256H30ZM141 254V253H140ZM161 254V255H162ZM175 254V253H174ZM173 254V255H174ZM181 254V253H180ZM20 255V254H19ZM177 255V254H176ZM22 256V255H21ZM24 256V254H23ZM158 256V255H157ZM188 256V255H187ZM32 257V256H31ZM138 257V255H137ZM144 257V256H143ZM173 257V256H172ZM180 257V256H179ZM9 258V257H8ZM7 258V260H8ZM25 258V257H24ZM166 258V257H165ZM185 258V257H184ZM189 258V256H188ZM191 258V257H190ZM193 258V257H192ZM191 258V259H192ZM30 259V258H28ZM134 259V258H133ZM176 259V258H175ZM174 259V260H175ZM179 259V258H178ZM182 259V258H181ZM6 260V259H5ZM6 260V261H7ZM25 260V261H24ZM135 260V259H134ZM142 260V259H141ZM151 262V259H149ZM148 260V261H149ZM154 260V259H153ZM188 260V259H187ZM4 261V260H3ZM2 261V262H3ZM9 261V260H8ZM35 261V260H34ZM183 261V260H182ZM186 261V260H185ZM184 261V262H185ZM40 262V261H39ZM128 262V261H127ZM126 262V264H127ZM144 262V261H143ZM176 262V261H175ZM179 262V261H178ZM9 263V264H10ZM34 263V262H33ZM138 263V262H137ZM155 264V262H153ZM158 263V262H157ZM7 264V263H6ZM31 264V263H30ZM40 264V263H39ZM148 264V263H147Z\"/></svg>","mask_w":264,"mask_h":264}]
</instances>
